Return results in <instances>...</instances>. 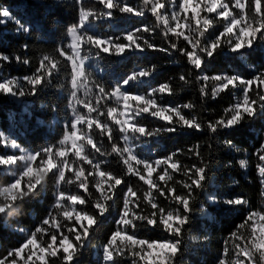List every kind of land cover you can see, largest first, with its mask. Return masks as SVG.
I'll return each instance as SVG.
<instances>
[{
	"label": "snow or ice",
	"instance_id": "1",
	"mask_svg": "<svg viewBox=\"0 0 264 264\" xmlns=\"http://www.w3.org/2000/svg\"><path fill=\"white\" fill-rule=\"evenodd\" d=\"M72 6L76 19L67 27L69 42L55 47L52 52L42 53L35 66L27 57L0 53V68L14 59L31 69L22 76L0 77V94L14 98L35 95L40 88L52 86L53 78L63 71L66 73L64 90L69 94L68 107L72 112L62 138L35 151L0 131V147L12 150L0 152V167L8 169L11 177L0 184V215H16L20 200L44 189L50 174L56 176L53 203L47 216L32 230L19 229L22 239L17 246L0 253V264H53L54 261L74 264L93 226L108 211L109 201L123 183L122 177L102 168L104 161L97 160L95 154L101 157L114 154L127 174L147 185L142 197L131 186L124 192L116 227L98 246L101 264H119L118 258L125 256L133 258L132 264H175L181 251L183 229L190 219L187 215L191 211L190 202L195 199L196 190L204 187L207 161L201 155L200 145L187 149V154L196 157L198 163L186 165L177 158L185 154V149L153 160L139 155L134 150V142L162 133L202 131L205 125L196 116L185 115L183 109H192V103L166 105L160 102L159 97L174 94L168 82L147 92L130 91L134 83L149 78L156 65L134 70L109 90L103 82L91 79L86 63L90 55L85 54V50L90 53L95 49L97 58L101 53L122 56L129 51L179 53L190 66L187 75L181 73L179 80L187 85L191 83L188 77L194 70L200 72L196 81L200 83L202 101L209 95L214 99L228 90L239 93L235 103L224 109L223 116L206 122L207 130L216 133L221 128L237 127L245 120L264 115V71L242 77L238 74L209 76L202 70L205 59L221 49L241 54L242 50L253 48L257 41H264V0H141L139 7L127 0H72ZM116 12L135 16L148 13L155 18V27L141 25L119 36L101 35L92 30L97 21L113 18ZM0 17L15 20L18 33L30 34L31 29L11 16L9 10L0 9ZM217 23L221 27L212 32ZM156 29H160L167 47L148 38ZM23 48L27 50L28 44ZM208 81L215 82L210 90ZM102 116L107 119L102 120ZM145 117L163 124L150 128L141 122ZM117 131L122 146L116 141ZM97 134L101 137L99 141ZM104 138L110 152L103 150ZM224 143L233 151L241 152L231 140ZM252 155L256 158V174L264 196V139ZM238 164L247 169L249 161L240 159ZM175 174L184 179L175 180ZM176 184L184 189L183 193L177 192ZM65 185L74 186L77 191L66 192ZM92 189L99 193L91 205L95 213L84 210L93 196ZM156 193L171 199L178 207L171 210L160 207ZM211 199L215 202L214 197ZM142 202L151 206L150 215L141 214ZM223 204L243 206L246 213L225 239L217 264H264V209H252L249 202L239 196L225 199ZM137 221L162 227L172 239L139 237L135 232Z\"/></svg>",
	"mask_w": 264,
	"mask_h": 264
},
{
	"label": "trees",
	"instance_id": "2",
	"mask_svg": "<svg viewBox=\"0 0 264 264\" xmlns=\"http://www.w3.org/2000/svg\"><path fill=\"white\" fill-rule=\"evenodd\" d=\"M127 3L139 7L141 0H127ZM0 9H7L11 16L20 20L31 31L30 34L18 33L15 20H5L0 23V53L12 56L20 55L33 61V66L44 52H52L55 47L67 44L69 37L67 27L75 22L76 10L72 0H0ZM155 18L146 13L144 16L114 13L113 18L97 21L92 30L101 35L119 36L122 32L141 25L155 27ZM221 27L220 23L211 31L215 32ZM148 35V34H144ZM148 38L155 44L167 47L160 29H156ZM27 43L25 50L23 45ZM87 70L92 73L91 79L103 82L111 88L116 82L125 78L134 70L156 65V70L142 82L134 83L130 91L147 92L160 83L168 82L174 89V94L159 97L160 102L166 105H183L192 103V109H183L185 115L196 116L205 125L202 131L182 130L174 133H162L159 136L143 137L134 142V150L143 157L153 160L170 155L177 149H185V154L177 158L186 165L198 163L196 157L187 154V149L200 145V152L207 161V176L204 187L195 192V199L191 203L190 217L183 229L181 251L176 257L175 264H217V257L225 247V239L235 230L246 213L243 206H227L223 200L233 197H243L252 209H264V196L261 195V185L256 174V158L252 155L264 139V115H257L251 120L233 128H221L216 133L207 130L206 122L215 120L224 115V109L235 103V96L239 93L228 90L216 98L211 95L201 100L199 93L200 83L194 74L188 79L189 84L179 80L181 73L187 75L189 65L179 53L171 54L160 51L126 52L122 56L101 53L97 58L95 49L90 53ZM30 68L17 63H5L0 68V77L22 76L30 72ZM204 74H238L250 77L255 71H264V41H257L251 49L242 50L241 54L232 53L227 48L221 49L213 57L206 58L202 66ZM66 73L63 71L53 78L52 86L40 88L35 95L14 98L11 95L0 94V131L10 138L16 139L23 147L35 151L45 145L55 144L61 138L65 125L71 119V109L68 107V92L64 90ZM214 81H208L209 90ZM111 104L112 102L109 101ZM106 111V109H105ZM106 120V116L101 117ZM148 127H159L162 121L145 117L142 121ZM117 143L121 144L120 133H115ZM99 141L101 137L96 135ZM231 140L241 152H235L224 143ZM211 145V147H209ZM103 150L110 152V145L104 138ZM9 150L0 147V152ZM96 159L104 161L102 168L122 177V185L117 187L113 200L108 203V211L99 217L93 226L84 246L75 257L74 264H101L98 257V246L106 241L110 232L114 230L115 220L122 208L124 192L131 186L139 196L147 190L138 177L126 173L122 162L114 154L101 157L95 154ZM248 159L247 169H242L238 161ZM88 168L89 166H85ZM155 175V174H154ZM11 177L0 169V184L10 180ZM91 179V178H89ZM180 174H175V180H183ZM56 176L50 174L44 189L20 200L18 213L14 216L0 215V253L17 246L22 239L19 229L32 230L40 220L45 218L53 203ZM173 182H169L171 185ZM163 187V182H161ZM177 192L184 189L175 185ZM64 191H77L74 186H63ZM93 196L84 210L95 213L91 206L99 193L92 189ZM155 191V190H153ZM112 194V193H109ZM160 207L171 210L178 207L171 199L156 193ZM215 198V203L213 199ZM135 199V198H132ZM83 207V206H81ZM143 215H150L151 206L141 203ZM139 211V209H138ZM136 234L141 238L151 240L172 239L162 227L147 225L146 222H136ZM228 247L231 248L229 242ZM119 264H132L133 258L125 256L118 258ZM53 264H56L54 261Z\"/></svg>",
	"mask_w": 264,
	"mask_h": 264
},
{
	"label": "rangeland",
	"instance_id": "3",
	"mask_svg": "<svg viewBox=\"0 0 264 264\" xmlns=\"http://www.w3.org/2000/svg\"><path fill=\"white\" fill-rule=\"evenodd\" d=\"M69 40H70V37H69ZM71 118H72V114H71ZM7 150H9L10 152L12 151L11 149H7ZM0 169H2L4 172H6L9 175V170L8 169H5L3 167H0ZM212 202L215 203L214 201H212ZM98 257H99L100 262H101V257H100L99 251H98Z\"/></svg>",
	"mask_w": 264,
	"mask_h": 264
}]
</instances>
